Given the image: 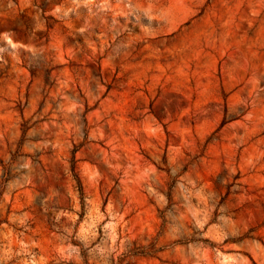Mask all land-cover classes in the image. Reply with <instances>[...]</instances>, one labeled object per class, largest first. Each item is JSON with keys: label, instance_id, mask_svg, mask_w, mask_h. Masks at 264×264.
<instances>
[{"label": "rangeland", "instance_id": "1", "mask_svg": "<svg viewBox=\"0 0 264 264\" xmlns=\"http://www.w3.org/2000/svg\"><path fill=\"white\" fill-rule=\"evenodd\" d=\"M0 264H264V0H0Z\"/></svg>", "mask_w": 264, "mask_h": 264}, {"label": "trees", "instance_id": "2", "mask_svg": "<svg viewBox=\"0 0 264 264\" xmlns=\"http://www.w3.org/2000/svg\"><path fill=\"white\" fill-rule=\"evenodd\" d=\"M78 150V146H75V148L73 149L72 153H73V156L71 158V171H72V174H73V177L77 183V187L78 189L80 190V192L83 194V185H82V182H81V179L78 175V172H77V158H76V152Z\"/></svg>", "mask_w": 264, "mask_h": 264}]
</instances>
